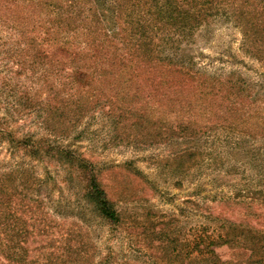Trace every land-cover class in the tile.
I'll return each mask as SVG.
<instances>
[{
    "label": "rangeland",
    "instance_id": "1",
    "mask_svg": "<svg viewBox=\"0 0 264 264\" xmlns=\"http://www.w3.org/2000/svg\"><path fill=\"white\" fill-rule=\"evenodd\" d=\"M127 1L125 13L131 9ZM97 24L94 0H0V181L14 193L12 179L23 173L21 188L46 203L44 213L34 207L32 214L50 224L49 233L36 234V242L32 234L28 256H40L39 243H46L45 256H40L43 264H199L194 259L195 241L216 239L215 219L264 229V151L257 154L264 149V136L240 142L217 129L197 142L194 158L189 150L196 143L191 139L163 137L164 109L157 95H131L129 100L137 101L131 109L129 100L110 87L118 83L111 74L99 77L88 91L78 85L71 88L67 75L74 64L63 56L55 60V72L35 71L33 36L43 33L55 44L81 45ZM243 42L240 26L213 20L192 39L195 61L211 72H236L259 83L255 91L264 97V55L255 56ZM47 98L61 108L48 110L40 101ZM71 100L77 104H68ZM15 136L45 137L92 161L121 212V224H107L83 199L79 179L65 180L64 158L31 159L12 145ZM234 144L236 149L231 148ZM17 167L20 171L11 179L2 177L3 171ZM30 179L39 190L30 188ZM23 214L26 227L36 229L30 225L31 211ZM3 229L0 226V241L5 238ZM213 247L222 260L245 262L253 251L232 243ZM1 255L0 251V264H13Z\"/></svg>",
    "mask_w": 264,
    "mask_h": 264
},
{
    "label": "trees",
    "instance_id": "2",
    "mask_svg": "<svg viewBox=\"0 0 264 264\" xmlns=\"http://www.w3.org/2000/svg\"><path fill=\"white\" fill-rule=\"evenodd\" d=\"M129 1L132 2L131 9L125 13L123 7L128 5L127 0H94L98 24L95 33L88 31L89 37L81 45L55 44L54 38L43 33L40 38L33 36L32 40L37 45V54L32 61L35 71L45 69L49 74L55 72V60L60 61L59 57L63 56L74 64V69L67 75L72 79L68 82L71 88L78 85L87 87L88 91L95 88L99 77L111 74L110 77L118 83L112 82L110 87L117 89L125 102L131 95L144 91L148 92V96L152 93L157 95L158 105L164 109L161 120L162 130L166 129V132L163 137L168 135L166 141L173 138L191 139L196 143L189 150L194 158L199 151L197 142L211 136L217 129L227 131V139L230 135L239 137L240 142L248 136L255 140L263 137L264 97L255 91L259 83L247 80L236 72H211L201 67L195 61L192 39L211 21L224 19L242 28L243 44H250L255 56L264 55V0ZM51 40L52 44L49 43ZM61 70L64 72V69ZM145 80L150 83L146 85ZM134 98L127 102L131 109L135 108L137 102ZM40 101L45 102L48 110L61 108L59 105L53 107L49 98ZM68 104L76 105L77 101L71 100ZM11 142L34 160L45 156L64 158L65 180L79 179L83 199L93 204L107 224L114 227L121 224V212L103 185L99 169L83 154L57 145L45 137L15 136ZM231 148L236 149L237 146L234 144ZM261 151L264 149L257 151L258 156L263 155ZM15 171H20L19 167L17 170L3 171L2 177L10 178ZM22 174L12 179L17 188L14 187V193L9 192L5 180L0 181V204H3L0 215L5 217L0 221L5 237L0 241L1 256L2 260H9L13 264H43V257L40 256H45L46 243H39L42 247L39 248L38 257L28 256L33 249L29 250L27 243L32 234L36 242V234L49 233L50 224H43L32 214L36 212L34 207H39L44 213L46 203L44 199L34 197L21 188L24 182ZM37 187L39 190L40 185L30 179V188ZM24 199L36 204L30 202L24 205ZM25 211H31L30 225H35L36 229L26 227ZM214 222L218 233L216 239L209 236L207 240L197 238L195 241L196 262L264 264V229L222 222L221 219ZM238 229L241 230L239 234L235 233ZM219 242L249 247L253 251L245 262L222 260L213 247Z\"/></svg>",
    "mask_w": 264,
    "mask_h": 264
}]
</instances>
